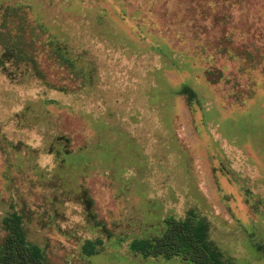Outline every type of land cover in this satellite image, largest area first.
<instances>
[{
    "label": "rangeland",
    "instance_id": "obj_1",
    "mask_svg": "<svg viewBox=\"0 0 264 264\" xmlns=\"http://www.w3.org/2000/svg\"><path fill=\"white\" fill-rule=\"evenodd\" d=\"M191 209L264 264V0H0V244L17 211L45 264H187L128 244Z\"/></svg>",
    "mask_w": 264,
    "mask_h": 264
},
{
    "label": "trees",
    "instance_id": "obj_2",
    "mask_svg": "<svg viewBox=\"0 0 264 264\" xmlns=\"http://www.w3.org/2000/svg\"><path fill=\"white\" fill-rule=\"evenodd\" d=\"M19 55L11 56L20 60ZM182 91L189 98L193 96L188 88ZM1 222L6 235L0 244V264H45L41 247L26 238L20 213L12 211ZM163 223L164 228L158 235L134 238L128 244L129 249L144 257H179L187 264H232L223 258L221 250L209 239L207 219L194 210H188L182 218L168 216ZM100 244V239L87 240L82 249L86 255H92L97 252L96 245Z\"/></svg>",
    "mask_w": 264,
    "mask_h": 264
}]
</instances>
